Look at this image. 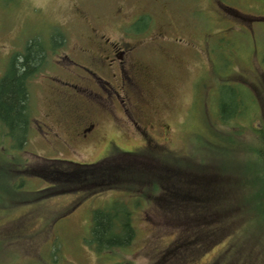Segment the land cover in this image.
<instances>
[{
    "label": "rangeland",
    "instance_id": "rangeland-1",
    "mask_svg": "<svg viewBox=\"0 0 264 264\" xmlns=\"http://www.w3.org/2000/svg\"><path fill=\"white\" fill-rule=\"evenodd\" d=\"M93 29L113 41L124 36L123 29L130 36L125 37L127 42H134V37L146 41L142 57L145 69L143 64L141 68L147 80L142 83L154 95L144 114L166 126H157L159 130L151 132L154 145L165 146L178 155L187 153L184 157L188 162L205 161L211 169L223 165L226 170V164L232 162L229 158L238 161V156L250 157L246 167L257 170L244 144V140L254 143L255 135L250 130L241 133L240 127L256 124L255 116L259 114L260 118V112L264 113L262 0H0V84L2 70L14 54L35 40L45 47L47 52L38 67L41 69L35 71L27 87L28 113L32 112V119H42L40 111L48 109V127L54 126L57 132L68 129L66 124L72 123L68 116L73 117L76 111L68 100L55 105L52 86H56L57 78L72 82L64 68L78 60L84 62L75 48L88 46L94 51L87 39ZM53 31L61 33L62 40L48 50V43L56 36ZM99 92L107 98V91ZM97 101L102 106L107 102L101 97ZM222 101L234 102L237 112L245 106L248 112L245 110L244 115H253L219 122L217 111H221ZM111 105L118 116H123L118 105ZM51 111L55 113L51 115ZM99 111V129L88 138L75 135L73 139L65 134V143L48 137L42 141L31 132V140H25L27 143L21 147L0 122V264H181L165 257L189 228L177 225L181 217L174 222L159 210L158 195L113 189L92 197L81 193L50 197L37 193L48 188L47 181L23 174L28 166L41 164V159L89 165L148 145L129 119L123 123L106 115L104 109ZM226 148L233 152L222 154ZM5 165L9 168L4 169ZM12 165L17 166L18 173L13 172ZM235 173H240L238 168ZM16 177L18 187L14 189ZM152 178L162 183V176L146 174V179ZM220 181V193L202 206L222 204L220 207L226 208L232 204L233 195L241 212V185L228 193L225 190L232 180L224 176L216 184ZM157 188L153 187L152 192ZM119 202L126 203L131 215L134 240L127 248H117L108 255L97 253L92 242L94 214ZM195 210L188 205L176 209V213L186 215ZM244 217L229 226V231L240 230V242L230 248L228 255L237 253L239 261L244 252L254 251L256 259L251 264H264V230L254 229L256 237L249 238V226L245 224L241 229L248 219ZM253 226L250 223V228ZM228 243L222 239L210 248L205 245L206 251L192 256L193 264H216ZM189 253L180 258H189ZM230 259L225 257L218 264H228Z\"/></svg>",
    "mask_w": 264,
    "mask_h": 264
},
{
    "label": "trees",
    "instance_id": "trees-1",
    "mask_svg": "<svg viewBox=\"0 0 264 264\" xmlns=\"http://www.w3.org/2000/svg\"><path fill=\"white\" fill-rule=\"evenodd\" d=\"M55 34L56 36L51 38V43H48V50L55 43H59L62 40L61 33ZM44 50L45 47L36 42V40L29 42L25 54L20 57L15 56L12 59L11 65L0 84V122L5 125L15 142L21 147L25 145L29 126V95L26 79L34 71H37L41 63H43ZM222 64L224 63L222 62ZM233 103L229 101L224 103L222 101L221 111H217L219 122L227 123L234 121L237 116L242 117L243 115L245 118L251 114L244 115L247 111L245 106L244 109L237 112ZM263 114L262 111L260 112V118L259 114L257 117L255 116L257 118L256 124L250 125L246 123L240 127L241 133L246 134L250 130L255 135L254 143L250 144L244 140V144L248 147V153L252 155L253 161L258 167L255 172L246 167L251 162L250 157L245 159L242 156H238L236 157L238 161H234L235 157L229 158L228 161L232 162L226 164V170L223 165V167L219 165L211 169L205 161L194 160L193 163L188 162L184 157L187 153L178 155V153L165 148V146L147 142L148 145L146 147L143 146L136 152L119 151L122 153H115L89 165L74 164L66 161H41V164L35 168H29L30 166H28L23 174L47 181L49 184L48 188L39 190L37 193L50 197L66 193H81L85 197H92L113 189L130 192L141 191V193L146 195H158L156 201L161 206L158 207L159 210L164 211L174 222L176 217H181L182 220L177 225L184 230L189 228L186 236L172 247L173 249L165 257V260L169 258L181 264H193V255L198 251H206L207 247L215 246L223 239L224 242L229 241L222 255L223 258H231L230 261L228 260V264H251L256 259L253 256L254 251L249 253L250 251L247 250L241 255L242 259L239 261L236 260L238 258L237 253L228 255L230 248L236 242H240V230L234 229V232H232L228 229H231L229 226L238 217L244 215V218L248 217V219L241 226V229H243L245 224L249 226L246 227L249 238L256 237L257 231L254 229L264 230ZM232 125H235V123ZM186 152L188 151L186 150ZM232 152L231 148L222 150L224 155ZM238 155H240V152ZM6 168H9V166L5 165L4 169ZM237 168L240 171L239 174L235 173ZM12 169L13 172L17 171V166L12 165ZM149 172L162 176V183L157 178L146 179V174ZM224 176L232 180L225 192H234L235 189H240L241 185L242 195L239 199V202L242 201L243 209L241 212H239L240 204H236L238 200L233 195L232 204H228L226 208H221L222 204L214 205L213 207L202 206L211 203L216 194L220 193L217 186L223 182L220 181L218 184L216 182ZM18 178H15L14 189L18 187L16 183ZM155 186L158 188L155 192H152V188ZM158 192L160 193L158 194ZM159 195L161 198H159ZM188 205L194 206L196 210L186 215L176 213L181 207ZM199 206H202V208H199ZM236 206L238 207L236 208ZM130 217L126 203L123 204L122 202L113 204L110 209L96 211L92 227L94 250L97 253L105 252L108 255L117 248L130 246L134 240V229ZM252 222L254 226L250 228V223ZM205 245H207L206 248L204 247ZM186 251L187 254L189 252L193 253H189L191 254L189 258L183 260L180 256H183ZM177 252L179 253L173 256ZM223 258H220L216 264L221 262ZM263 258L264 252H262Z\"/></svg>",
    "mask_w": 264,
    "mask_h": 264
},
{
    "label": "flooded vegetation",
    "instance_id": "flooded-vegetation-1",
    "mask_svg": "<svg viewBox=\"0 0 264 264\" xmlns=\"http://www.w3.org/2000/svg\"><path fill=\"white\" fill-rule=\"evenodd\" d=\"M262 4H264V0H262ZM123 30L124 36L117 41H113L107 35L93 29L91 30V36L87 37V39L94 46V51L88 46L74 49L84 62L78 60L73 62L70 67L64 68L66 74L69 71L68 79H73L72 82L57 78V81H55L56 86H52V90L55 94V105L62 99L68 100L72 103V107L76 112L73 117L65 115L68 116V121L72 118V123L68 122L66 124L68 129L57 132L54 126L49 125L48 127V109L41 110L40 116L42 119L37 118L35 121L38 128H46L44 133L47 134V137L49 130V134L54 139L62 140V136H65V134L71 135L73 139L75 135L81 138H88L100 128L99 110L104 109L105 114L115 118V120H122L124 123L129 119L146 143L154 141L151 132L159 130L164 125L159 122L154 123L144 114L145 110H148L150 99L154 95L142 83L147 80V76L146 78L142 77L146 73L141 68L146 41L143 42V39L134 37V42H127L125 37L130 36L125 29ZM161 34H156V36ZM26 49L27 46L17 53L15 52L16 55L14 54L12 59L15 56H23ZM44 51L46 53L47 49ZM7 60L9 61V59ZM47 62L48 60L44 61V65L47 64L46 68L48 67ZM6 65L10 66L11 63L8 64L7 62ZM142 67L145 69L144 64ZM56 68L58 69V67ZM97 70L108 76L109 79H103ZM2 72L3 74L5 73V66ZM34 73L36 75L34 71L26 79L27 87ZM46 77L48 78V76ZM45 85L48 91V82ZM100 90L108 92L107 98L101 95ZM90 97L94 99H90ZM99 97L107 100L105 105L102 106L97 101ZM111 104L114 107L118 105L122 110L123 116H118ZM53 113L55 112L51 111V115ZM164 127L166 128V126Z\"/></svg>",
    "mask_w": 264,
    "mask_h": 264
}]
</instances>
